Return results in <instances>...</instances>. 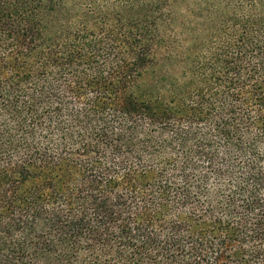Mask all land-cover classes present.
<instances>
[{"label":"trees","instance_id":"trees-1","mask_svg":"<svg viewBox=\"0 0 264 264\" xmlns=\"http://www.w3.org/2000/svg\"><path fill=\"white\" fill-rule=\"evenodd\" d=\"M0 264H264V0H0Z\"/></svg>","mask_w":264,"mask_h":264},{"label":"rangeland","instance_id":"rangeland-1","mask_svg":"<svg viewBox=\"0 0 264 264\" xmlns=\"http://www.w3.org/2000/svg\"><path fill=\"white\" fill-rule=\"evenodd\" d=\"M191 3H188V5L186 6H177V8L175 9L176 12V20L173 24V31H180V27H181V20H186V22H189V25H192L196 23V18L198 17V14H193V16L191 15V13L193 12V7L190 5ZM190 47V45H189ZM191 57H194V53L191 52ZM178 61H180L179 58H172L169 66L172 65L173 68H177V63Z\"/></svg>","mask_w":264,"mask_h":264}]
</instances>
